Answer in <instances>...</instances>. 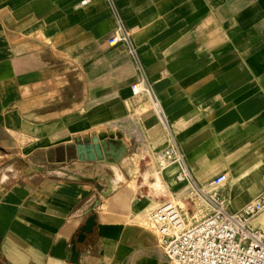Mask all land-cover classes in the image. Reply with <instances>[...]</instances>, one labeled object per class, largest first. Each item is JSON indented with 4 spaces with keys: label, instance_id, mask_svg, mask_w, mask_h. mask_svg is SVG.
Instances as JSON below:
<instances>
[{
    "label": "crops",
    "instance_id": "crops-1",
    "mask_svg": "<svg viewBox=\"0 0 264 264\" xmlns=\"http://www.w3.org/2000/svg\"><path fill=\"white\" fill-rule=\"evenodd\" d=\"M82 1L0 0V264H172L135 162L170 130L202 184L227 172L229 209L264 186V0ZM117 16L144 75L107 42Z\"/></svg>",
    "mask_w": 264,
    "mask_h": 264
},
{
    "label": "built area",
    "instance_id": "built-area-1",
    "mask_svg": "<svg viewBox=\"0 0 264 264\" xmlns=\"http://www.w3.org/2000/svg\"><path fill=\"white\" fill-rule=\"evenodd\" d=\"M89 1L83 0L82 4ZM116 19V28L107 42L111 46L124 44L144 75L145 67L134 41L138 27H129L120 16ZM143 91L152 93L154 107L168 125L161 102L152 88L139 82L132 85L133 94ZM168 133V144L155 156L161 169L173 161L184 159L172 132L168 130ZM176 176L180 180L192 178L185 169L177 172ZM227 180V174L220 173L210 181L208 190H202L211 213L199 221L189 223L179 205L171 200L150 212L148 227L156 233L159 246L172 264H264V227L260 223L254 224L264 214V189L241 209L231 210L224 193Z\"/></svg>",
    "mask_w": 264,
    "mask_h": 264
},
{
    "label": "rangeland",
    "instance_id": "rangeland-1",
    "mask_svg": "<svg viewBox=\"0 0 264 264\" xmlns=\"http://www.w3.org/2000/svg\"><path fill=\"white\" fill-rule=\"evenodd\" d=\"M115 157H117V155H115ZM118 158H119L118 159L119 166H123V165L128 166L124 162L125 161L124 155L119 154ZM106 160L107 161H105L104 163H106L107 165L104 166L105 168H103V171L100 172L101 177L97 178L98 181H100V183H103V184L107 183V181L104 180L105 178L107 179L110 178L109 172L111 171L110 170L111 169V158L109 157V154H108V159ZM176 162H179V160L173 161L161 169L160 167H158V164L155 159L147 158L146 160H141L140 158H138L135 162V169H137L138 171L135 173L136 176L134 178L138 180L139 182H144L145 183L144 187L146 188L150 187L151 188L150 194H155L156 198L159 199L160 202L156 206H154L153 209L160 206L163 202L167 200H171L177 205H179L181 210L185 213L188 222L194 223L196 221L203 219L204 217H206L207 215L211 213V207L205 201L203 194H202V190L203 189L208 190L210 181L213 179L214 176H216L217 174L221 172L215 173L205 184H202L193 174V171L191 170L189 163L186 157L184 156L183 161H181V164H182L181 167L177 169L176 171H174L172 176L169 179L165 178L164 176L165 172L168 171V169L171 168ZM114 164L116 165V163ZM182 169H185L187 172H190L192 175V178L191 179L184 178L181 180L178 179L176 174ZM90 174L94 176L96 175L94 173H90ZM161 176L162 177L164 176L163 179ZM155 179L160 181V185H157L159 181H156ZM154 180L156 181L155 185H157V187L153 183L155 182ZM152 185H154L156 189ZM186 185L190 186L192 192L181 193L180 191L181 188H183ZM263 188L264 186L257 193H255L250 198H248L247 201H249L250 199L254 198L256 195H258ZM262 218L264 219V215L261 217V220H260L261 222H262ZM254 224H258L257 220L254 222Z\"/></svg>",
    "mask_w": 264,
    "mask_h": 264
},
{
    "label": "water",
    "instance_id": "water-1",
    "mask_svg": "<svg viewBox=\"0 0 264 264\" xmlns=\"http://www.w3.org/2000/svg\"><path fill=\"white\" fill-rule=\"evenodd\" d=\"M99 151V150H98ZM96 226V214H91L86 220L85 224L81 227V231L77 237L72 241V253L75 260L78 259L79 251L77 249L78 243H82L88 234L93 233Z\"/></svg>",
    "mask_w": 264,
    "mask_h": 264
},
{
    "label": "bare ground",
    "instance_id": "bare-ground-1",
    "mask_svg": "<svg viewBox=\"0 0 264 264\" xmlns=\"http://www.w3.org/2000/svg\"><path fill=\"white\" fill-rule=\"evenodd\" d=\"M122 163H123V162H122ZM176 163L179 165V168H180L181 165H182V164H181V161L176 162ZM174 164H175V163H174ZM177 164H176V165H177ZM117 166H118V165H117ZM168 167H169V166H168ZM179 168H178V169H179ZM120 172H121V170H120ZM159 175H160V174H159ZM156 176H157V175H156ZM156 176H155V178H156ZM157 177H158V176H157ZM158 179H159V178H158ZM155 180H156V179H155ZM155 180H154V181H155ZM160 180H161V179H160ZM156 181H159V180H156ZM156 181L153 182L154 185H155ZM185 182H186V181H185ZM153 183H152V184H153ZM149 184H151V183H149ZM154 185H152V186H154ZM157 185H160V181H159V183H158ZM157 185H155V186L157 187ZM155 186H154V187H155ZM156 187H155V189H156ZM158 188H159V186H158ZM180 191H181V193L192 192L190 186H187V185L184 186L183 188H181ZM263 215H264V214H262V215H260V216L258 217L257 222L260 223V224L264 227V220H262V222L260 221V220H261V217H262Z\"/></svg>",
    "mask_w": 264,
    "mask_h": 264
}]
</instances>
